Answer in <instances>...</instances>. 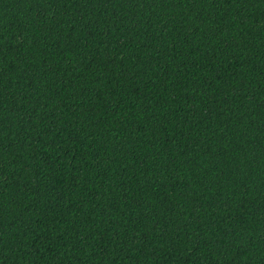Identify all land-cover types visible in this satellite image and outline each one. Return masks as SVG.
<instances>
[{
  "label": "trees",
  "instance_id": "obj_1",
  "mask_svg": "<svg viewBox=\"0 0 264 264\" xmlns=\"http://www.w3.org/2000/svg\"><path fill=\"white\" fill-rule=\"evenodd\" d=\"M0 264H264V0H0Z\"/></svg>",
  "mask_w": 264,
  "mask_h": 264
}]
</instances>
